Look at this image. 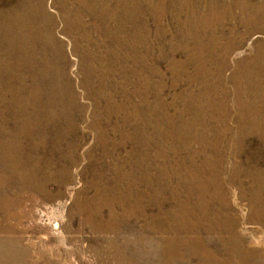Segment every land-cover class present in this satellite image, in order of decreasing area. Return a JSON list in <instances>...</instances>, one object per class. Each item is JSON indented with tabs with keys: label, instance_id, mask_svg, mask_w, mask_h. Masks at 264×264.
Masks as SVG:
<instances>
[{
	"label": "bare ground",
	"instance_id": "obj_1",
	"mask_svg": "<svg viewBox=\"0 0 264 264\" xmlns=\"http://www.w3.org/2000/svg\"><path fill=\"white\" fill-rule=\"evenodd\" d=\"M46 3V0H3L0 5V103L3 107L9 104L0 111V213H2L0 216V264L22 262L40 264L31 255L33 236L29 235V232L30 230L33 234L48 232V226L42 222V218L29 212L31 209L23 213L24 206L17 212H13L12 209L15 207L13 203L16 202L18 206L19 204L21 206L22 194L26 191H31L33 198L34 196L48 198V184L37 175V171L44 169L48 174L57 166L56 164L60 163L55 158L79 153L87 136H84L85 133L81 135V142L78 141L79 138L75 139L76 144L70 143L71 140L67 142V134L74 127V119H70L68 127H65L61 121L67 115L77 114V110L79 114L76 118H79L80 122H87L89 129L87 133L93 136L96 143L85 152L86 156L91 157L89 164L93 170L91 175L103 178L108 173L106 181L109 179L121 181L117 185L107 184L109 189L103 185L99 190L103 192L101 194L103 198L105 194L107 196L113 194L108 197L105 205H115L118 209V205L121 206V217L125 220L144 219L143 228L151 226L152 216L155 217L156 224L161 225L155 232L159 246L170 245L171 247L174 239L177 242L181 241L191 249L197 264H249L252 261L251 258H255L257 254L264 256V240L251 242L249 249L244 246L245 230L237 220H234L235 214L230 210V202L227 199L215 198L216 201L210 202V199L203 200L193 193L191 196L193 200L189 201L190 208L188 210L183 208V213L186 215L184 217L191 220V223L187 229L179 230L181 231L179 235L174 224L168 221V212L163 205L157 206L158 212L154 215H148V211L140 207V203H144L146 198H149V201L152 200L161 189L157 187L158 176L148 175L152 172L150 166L158 156L147 152V143L144 139L147 133L146 113L156 108L151 106L152 103H149L148 98V92L155 91L154 86H151V82L148 81V72L149 70L154 72L153 66L149 67V59L152 48H156L155 42H149V38L154 36L156 41L162 43L163 41L173 43L176 40L174 48L186 53L187 59L193 61L194 65L203 71L197 83L206 97L197 99L207 103L205 106H209L215 98L217 86L224 88L226 87L224 85L232 83V89L238 91L235 92L237 94L235 111L242 127L241 131H238V137L242 139L246 137L245 134L254 133L264 148V41L259 40L257 51L247 58L233 57L235 54L242 53L246 38L256 32L264 33V0H55V14L48 11ZM149 13L150 19L155 22L154 30L149 24L147 16ZM165 17L172 19V22L167 21L163 26L161 20ZM59 20L64 23L62 31L73 45V52L77 59L75 63L78 65L81 76L80 85L84 89L81 92L75 89L76 85L74 86L70 77V63L64 50V43L57 36L56 27ZM202 31L209 32L207 41H204L200 35ZM168 34L170 38H166ZM207 62H209L208 66H206ZM228 70L231 73L225 77ZM206 73L210 76L206 77ZM7 74L9 77L6 80L4 77ZM214 85L217 88L216 91ZM119 93L126 97V101L122 98V103H117ZM139 96L142 100L137 104L135 98ZM218 96L221 97V94ZM81 99H88V102L83 103ZM114 107H120L121 110L131 108L128 113L124 112L126 116L121 110L119 115H115L118 118L124 116L123 121L119 120L116 125L112 123V119H109L110 114L116 110ZM89 116L93 117L91 121L87 119ZM126 126L131 129V133L125 132ZM112 131L118 134L122 132L125 142L129 139L132 144L129 145L130 149L118 146L111 138L112 135L110 136ZM226 131L227 129L224 130ZM48 138L50 142L52 141L51 149H47ZM65 149L69 151H66L68 154L64 156ZM99 149L98 154L96 150ZM82 157L83 155L74 156L73 164L77 165ZM257 171L262 174L259 179L256 175ZM246 176L248 180L262 182L264 170L256 167L254 173L250 174L246 171ZM245 183L236 185L240 184L238 186L242 188L243 196L251 194L249 199L252 202L248 210L254 216L264 214V200L257 187L255 184L247 186ZM206 190L199 194L208 195ZM125 201L130 202L131 205H127ZM215 202H219L220 206H215L217 205ZM111 210L112 213L118 211L115 208ZM136 210L140 213H136ZM58 225L59 223H55V227ZM212 235H216L217 240L212 241L219 242L221 250L211 245L209 237Z\"/></svg>",
	"mask_w": 264,
	"mask_h": 264
},
{
	"label": "rangeland",
	"instance_id": "obj_2",
	"mask_svg": "<svg viewBox=\"0 0 264 264\" xmlns=\"http://www.w3.org/2000/svg\"><path fill=\"white\" fill-rule=\"evenodd\" d=\"M2 1L3 0H0V5ZM46 1H47L46 4H47L48 11L50 13L55 14L56 12L54 8L55 0H46ZM147 16L149 19L150 27L152 28V30H154L155 22L153 19H150V13ZM161 21H163L162 24L163 26H165L167 21L171 23L172 19L170 18L167 19L165 17ZM162 24H161V27H163ZM63 29H64V23L61 20H59L57 23V27H56L57 36L64 43V50H65L67 59L70 63L69 65L70 77H72L74 86L76 85L77 87V88L75 87V89L76 91L81 92L84 89L80 85L81 76L78 71V65L75 63L77 59L73 52L72 42L63 33L62 31ZM208 34L209 32H205V31H202L200 33V35L204 38V41H207L209 39ZM168 37L169 38L171 37L170 34H168L166 38ZM259 40L264 41V33L256 32L250 37L246 38L244 48L242 49V53L240 55L235 54L233 55V57L235 56L238 59H245L248 56L254 54L258 49L257 43L259 42ZM153 41L156 44V48L155 49L152 48V52H151L150 59H149V67L152 68L153 66L152 69L154 70V72L155 71L156 72L152 73L149 70L148 81L149 83L151 82L150 83L151 86H154L155 89L153 90L155 91L154 92L152 90L151 92L149 91L148 98H149V103L150 104L152 103L151 106H156L155 108L156 110L154 109L152 111H147L149 113H146L147 115L146 125L147 126L145 129H146V132L147 133L149 132V133L148 135L146 133L144 139L146 140V143H147L146 144L147 152L150 154L153 153L151 155H156V157L158 156L155 161L153 160L154 168H153V165L150 166V169L152 170L153 173L149 172L148 175H150V177H153V175H155L156 177L158 176L156 178V180H158L157 187L159 189L161 188L162 190L160 189V192L157 194L156 197L153 196L152 200L149 201V198H146L145 201H143L144 203L142 204L140 203V207H143L144 211H148L147 213L148 215L149 214L154 215L158 212L157 206L163 205V208H165L167 210L166 212H168L167 214L168 221L174 224L175 228L178 231V235H179V233L181 232V231L179 232V230H181L182 228L187 229V227L191 223V220L184 217L186 215H184L185 213H183V211L184 209L188 210V208H190L189 203L192 202L191 200H193V198L191 197L193 193L197 197L203 200L209 201L210 199V202L212 200L216 201V199L217 200L227 199V201L230 202V210L234 212L235 214L233 215L234 220H237L239 222V225L242 227V229L245 230L244 231L245 234H243V239H244L243 242H244V246L249 249L251 247L250 246L251 242L255 240H264V217H263L264 214H259L258 216H254L250 213L248 208L250 206V203L252 202L249 199L251 194L247 196H243L242 188H239L238 186L240 184L238 185L236 184L245 183V182H246L245 185L247 186L251 184H255V186L257 187L256 189L259 191L260 195L263 197L262 199L264 200V191H263L264 181L258 182L257 180H255L257 182H254V180H248V177L246 176V171H249L250 174L254 173L256 167H259L261 168V170L262 169L264 170V148L262 147V143L258 139V137L254 135V133L247 134V135L245 134L244 136L246 137L242 138L243 140L238 137L239 135L238 131H241L242 127H240L239 119L235 111L236 97H237L236 93L238 91L232 89V83L229 82L228 84L224 85L226 86V87L223 86L224 88L217 86L218 90L216 86L214 85L215 91L217 90L215 98L212 100L209 106H205L207 103L200 102L197 99L200 97H202V99H205L206 97V94L202 91V88H200L199 84L197 83V81L200 80L199 78H201V72L203 71H201L200 68H197L194 65L193 61L191 62V60L187 59L186 53L181 52V51L179 52L174 48V45H176V40L173 42L174 44L168 41L167 42L163 41L162 43L160 41H156L155 37L152 36L151 38H149V42H153ZM189 46H192V44H189ZM163 47H166V48H163ZM187 61L190 63H188ZM208 65H209V62H207L206 66ZM215 71H216V67H215ZM230 73H231L230 70L226 71L225 77L229 76ZM149 76L151 79L149 78ZM209 76L210 75L206 73V77H209ZM8 77L9 76L7 74L4 78H6L7 80ZM121 89L122 87L120 88V91ZM199 90L201 91L202 94L200 93ZM224 90H226V92H224ZM153 93L154 95H152ZM192 93L194 94L192 95ZM220 94L223 99L220 96H218ZM230 97L232 98L230 99ZM122 98L123 99L125 98L124 100L126 101V97H124L122 93H119L117 96V103H122L121 102L123 101ZM140 98H141L140 96L139 98L136 97L135 103L138 102L137 104H139L142 100ZM81 100L83 103L88 102V99H81ZM191 101L193 102V104ZM216 105L218 108L216 107ZM5 106H9V104ZM5 106L3 107V105L0 103V111L2 109H5ZM114 108H116V110L114 113L110 114L112 117L110 116L109 119H112V123L116 125V123L119 120L123 121L124 116L122 118L116 117L117 115H119V112L122 108L120 107L119 108L114 107ZM130 109L131 108L128 107L126 110H121V112L123 115L126 116L125 113H128ZM76 113L79 114L78 110L76 111ZM73 114L71 116L67 115L68 117L65 116L66 118H63V120L61 121L63 125L65 124L64 125L65 127H68L70 123V119H74V123H73L74 127H72V129L70 130L71 132L69 131L67 134V142L71 140L70 143L74 142L73 144H76L78 140L77 138H79L78 141L81 142V139H80L81 135L85 133L84 136H87L85 139V142L80 147L79 153L77 154L74 153V155H67L68 154L67 152L69 151V149H65L64 156L65 155L67 156L65 157L58 156V158H55L56 160H59L58 162L60 163L56 164L57 166L53 170H51V172L47 174L44 169L37 171V175L40 176L42 179H44L48 184V189H49L48 198L39 197V196L38 197L34 196L33 198V196H31V191H26V192H23L22 194L23 204L21 206L20 204L18 206L16 202L13 203V205L15 206L12 209L13 212H17L22 206H24L25 208H24L23 213L25 212L27 213L31 209L29 212L35 213L38 217L42 218V222L48 226V232L45 231L46 233L42 232V233L33 234L32 230H30L29 232V235L33 236L31 255L34 256V259L39 261L40 264H43V263L44 264H194V263L197 264V259L194 257L191 249L188 246L182 244L181 241L177 242L174 239L173 241L174 246L172 245L171 247L170 245L162 246V247L159 246V242H157V237H156L155 232L157 231L158 227H160L161 225H158L159 223L156 224L157 221L155 217L152 216L151 221L153 224L151 226L147 228L146 227L143 228V225L145 223L144 219L137 220V218H131L129 220L128 219L125 220L123 219V217H121V212H122V209L120 210L121 206L118 205L119 207L118 209L115 207V205H111V206L105 205L108 197H111V195L113 196V194H109L108 196L105 194L103 198L101 197V194L103 192L102 191L100 192L99 190L103 187V185L106 187H107V184L117 185V183H120L121 181L120 179H114V180L109 179L108 181H106L107 176L109 175L108 173H106L107 176L105 175L103 176V178H100L98 175H96L95 177L91 175L93 171L91 169V165H89L91 162L90 161L91 157L86 156L85 152L88 151L89 148L93 147L96 143H95L93 136L92 135L90 136L89 132L87 133V131H89L87 127V122L85 123L80 122L79 118L78 119L76 118L78 115L77 114L73 115ZM148 114L150 115V117ZM87 119L91 121L93 117L89 116ZM215 122L217 125L215 124ZM151 123L152 125L150 126ZM193 123H195L196 126ZM126 128L128 131L124 130L125 132H128V133L132 132L128 126H126ZM225 129H227L226 132H224ZM200 131L202 134L200 133ZM155 132L157 134H155ZM86 133L89 135H87ZM114 133L115 132L112 131V133L110 134V136L112 135L111 138H113V141L116 144H118V146H122V147H126L127 149H130L129 147L132 144L129 142V139L128 140L126 139V142H125V140L123 139L122 132H119V134L118 133L114 134ZM72 139L73 140L77 139V140L73 141ZM205 141L209 143H206ZM215 141H218V142H215ZM47 142H48L46 144L48 147L47 149H51L52 141L50 142V139L48 138ZM155 152H157L158 154ZM96 153L99 154L100 149L96 150ZM77 155L79 157L83 155V157L80 159V162L76 165V164H73L72 158ZM160 155H162V157ZM167 155L169 157L172 156L173 158L170 157L169 159ZM237 161L239 162V164ZM62 162L64 166L62 165ZM156 164L158 165V167ZM215 164H216V167H215ZM58 166L59 168H57ZM257 172L258 173L256 175L259 179L260 178L259 176H261L262 174L259 171ZM236 175L238 176V178ZM181 178L182 179L184 178V179L182 180ZM242 179L243 181H241ZM261 179H264V178H261ZM258 185L262 186V188H259ZM205 187L208 190H206ZM107 189L109 188L107 187ZM197 190H199L198 193H197ZM204 190H206V193L209 196L206 194L204 195L202 194L201 196V194H199L201 192H205ZM221 192L223 193V196ZM160 194H162V196H160ZM96 196L98 197L96 198ZM125 202L129 206L131 205L130 202L128 201H125ZM153 205H155L156 208ZM169 205L170 206L172 205V206L170 207ZM218 205L220 206L219 202L217 203V205L215 204V206H218ZM180 206L181 208H179ZM111 208L112 209L115 208L118 211H114L112 213ZM71 211L73 214L71 213ZM136 213H140V212L139 211L137 212L136 210ZM1 214L2 213H0V216ZM55 223H59V225L55 227ZM199 228H201V226ZM206 238H207V235H206ZM153 239H155L156 241ZM209 239H211L210 243L214 248L217 246L218 247V248L216 247L217 250L218 249L221 250L220 243L219 242L215 243L214 241H212V240H217L216 235H212L211 237H209ZM260 250L262 251V248ZM251 260L252 261H250L249 264H253V263L254 264L256 263L264 264V256L259 255V254H257L255 258H251ZM20 264H25V263L22 262Z\"/></svg>",
	"mask_w": 264,
	"mask_h": 264
}]
</instances>
